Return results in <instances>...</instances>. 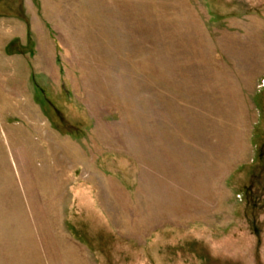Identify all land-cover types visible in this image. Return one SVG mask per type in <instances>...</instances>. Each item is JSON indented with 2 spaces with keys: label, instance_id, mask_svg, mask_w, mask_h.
<instances>
[{
  "label": "rangeland",
  "instance_id": "rangeland-1",
  "mask_svg": "<svg viewBox=\"0 0 264 264\" xmlns=\"http://www.w3.org/2000/svg\"><path fill=\"white\" fill-rule=\"evenodd\" d=\"M0 264H264V0H0Z\"/></svg>",
  "mask_w": 264,
  "mask_h": 264
}]
</instances>
